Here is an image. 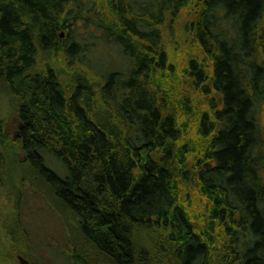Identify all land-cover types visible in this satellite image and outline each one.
I'll return each instance as SVG.
<instances>
[{"label":"trees","instance_id":"obj_1","mask_svg":"<svg viewBox=\"0 0 264 264\" xmlns=\"http://www.w3.org/2000/svg\"><path fill=\"white\" fill-rule=\"evenodd\" d=\"M189 2L107 0L99 14L93 0H0V83L20 100L16 139L49 206L111 264H212V237L196 226L210 221L227 240L222 264H264V0H201L188 68L207 97L198 124L210 153L193 199L171 166L180 112L196 103L153 83L168 65L164 29ZM104 38L127 66L93 76L92 39ZM8 144L0 119V162ZM74 248L69 264H89Z\"/></svg>","mask_w":264,"mask_h":264},{"label":"rangeland","instance_id":"obj_2","mask_svg":"<svg viewBox=\"0 0 264 264\" xmlns=\"http://www.w3.org/2000/svg\"><path fill=\"white\" fill-rule=\"evenodd\" d=\"M93 1L97 3L95 12L104 14L107 0ZM200 3L201 0H190L189 5L176 16L172 27L164 29L163 44L168 53V65L153 78L154 84L164 85L162 88L156 86L157 91L162 89L174 94L172 89L187 90L192 94L198 108L197 110L194 107L193 115L180 112L178 121L182 136L175 143L176 156L171 166L174 178L192 199L200 195L197 177L200 169L204 167L203 162H206L207 158L209 161L210 153V140H204L203 136L199 135L198 124L199 112L204 109L207 97L203 95L200 87L195 86L188 68L190 60L200 54L194 36ZM89 17L92 18V15ZM171 20L168 19V24ZM82 28L84 40L88 38L89 32ZM93 37L92 34L91 38ZM60 39L66 43L69 32H62ZM108 41L110 40L107 38L92 39L91 56L97 63L93 69L95 73L93 76H100L103 71H122L127 66L119 46ZM59 61L62 62L57 68L66 70L67 61L65 59ZM82 65H87L85 59L76 63V70L80 71ZM85 68H89L88 65ZM173 100L176 101L175 98ZM19 107L20 100L11 95L7 87L0 83V119L4 123L9 141V148L4 153L5 161L0 162V264H21L19 257H28L26 260L29 264H69L74 246H77L81 253L89 252L90 257H84V254L81 257L89 264H111L106 257L97 254L90 247L87 248L80 237L77 221L66 212L69 219L61 220L37 187L36 176L28 163V157L22 150L21 142L16 139L20 125ZM43 157L48 169L62 178L68 176V168L62 161L49 154ZM202 211L200 207L196 213L200 214ZM200 223H196L197 228H201L208 238L212 237L210 242L212 264H222L227 248V240L222 230L217 228L210 232L211 221L207 225ZM153 241L155 244L159 242L157 238ZM156 262L169 264L170 260H159L157 257Z\"/></svg>","mask_w":264,"mask_h":264},{"label":"water","instance_id":"obj_3","mask_svg":"<svg viewBox=\"0 0 264 264\" xmlns=\"http://www.w3.org/2000/svg\"><path fill=\"white\" fill-rule=\"evenodd\" d=\"M19 260H20L21 264H29V262L26 259H24L23 257H19Z\"/></svg>","mask_w":264,"mask_h":264}]
</instances>
